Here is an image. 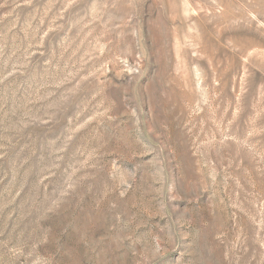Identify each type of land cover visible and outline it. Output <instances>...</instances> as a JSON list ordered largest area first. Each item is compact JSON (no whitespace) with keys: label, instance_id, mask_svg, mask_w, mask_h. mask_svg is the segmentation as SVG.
Here are the masks:
<instances>
[{"label":"rangeland","instance_id":"rangeland-1","mask_svg":"<svg viewBox=\"0 0 264 264\" xmlns=\"http://www.w3.org/2000/svg\"><path fill=\"white\" fill-rule=\"evenodd\" d=\"M0 264H264V0H0Z\"/></svg>","mask_w":264,"mask_h":264}]
</instances>
